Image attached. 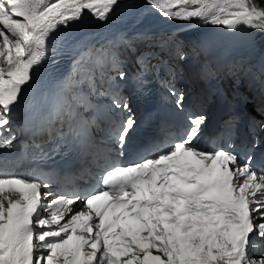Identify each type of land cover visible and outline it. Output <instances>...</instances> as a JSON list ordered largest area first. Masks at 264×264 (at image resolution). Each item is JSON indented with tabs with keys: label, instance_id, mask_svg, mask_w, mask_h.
I'll use <instances>...</instances> for the list:
<instances>
[{
	"label": "snow or ice",
	"instance_id": "snow-or-ice-1",
	"mask_svg": "<svg viewBox=\"0 0 264 264\" xmlns=\"http://www.w3.org/2000/svg\"><path fill=\"white\" fill-rule=\"evenodd\" d=\"M145 2L168 19L264 31L261 0ZM119 3L0 0V149L24 150L0 163V264H264V168L254 166L251 150L241 155L230 140L201 147L206 115L190 113L187 126L171 133L174 139L154 155L124 160L91 151L90 126L105 109L92 97H109L116 109L129 111L115 77L108 75L118 71L120 80L127 78L114 42L81 51L73 73L55 92L44 94L35 113L15 124L53 34L82 22L86 14L104 22ZM159 46L166 50L169 42ZM157 55L139 57L141 68L146 70L148 59ZM176 55L186 59L182 51ZM137 83H145L143 71ZM170 93L183 111L184 91L172 87ZM81 109L93 113L90 120ZM104 118L116 125L119 157H125L135 119L130 115L117 124L106 113ZM45 134L43 143L32 139ZM70 143L94 162L103 161L97 164L98 183L89 190L54 192L53 173L30 178L9 170L20 167L29 148L37 150L33 159L45 158V145L55 152ZM78 202L80 207L73 208Z\"/></svg>",
	"mask_w": 264,
	"mask_h": 264
},
{
	"label": "rangeland",
	"instance_id": "rangeland-1",
	"mask_svg": "<svg viewBox=\"0 0 264 264\" xmlns=\"http://www.w3.org/2000/svg\"><path fill=\"white\" fill-rule=\"evenodd\" d=\"M75 23H78V22H74V23H72L69 27H68V29H69V38H68V42H67V44H66V48H68V47H70L72 44H73V42H74V40H76L77 39V37H78V33H77V31L76 30H78V24H75ZM72 29H71V28ZM73 36V38L71 39V37ZM75 37H76V39H75ZM70 40V41H69ZM72 41V42H71ZM70 42V43H69Z\"/></svg>",
	"mask_w": 264,
	"mask_h": 264
},
{
	"label": "bare ground",
	"instance_id": "bare-ground-1",
	"mask_svg": "<svg viewBox=\"0 0 264 264\" xmlns=\"http://www.w3.org/2000/svg\"><path fill=\"white\" fill-rule=\"evenodd\" d=\"M116 12H118V11H116ZM120 12V11H119ZM159 16H161L160 14H159ZM75 24H78V23H75ZM71 28V27H70ZM72 29V28H71ZM77 31V30H76ZM78 33V32H77ZM73 38V36L71 37V39ZM74 39V38H73ZM75 39H76V37H75ZM70 41V40H69ZM75 41V40H74ZM72 42V41H71ZM70 43V42H69ZM67 47V46H66ZM248 85V87L251 89V86H250V84H247ZM231 94V92H229V91H225L224 93H222V95L223 96H225V97H228L229 95Z\"/></svg>",
	"mask_w": 264,
	"mask_h": 264
},
{
	"label": "trees",
	"instance_id": "trees-1",
	"mask_svg": "<svg viewBox=\"0 0 264 264\" xmlns=\"http://www.w3.org/2000/svg\"><path fill=\"white\" fill-rule=\"evenodd\" d=\"M261 3H264V0H261Z\"/></svg>",
	"mask_w": 264,
	"mask_h": 264
}]
</instances>
